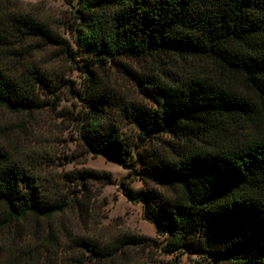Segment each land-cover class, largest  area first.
Segmentation results:
<instances>
[{
	"label": "trees",
	"instance_id": "trees-1",
	"mask_svg": "<svg viewBox=\"0 0 264 264\" xmlns=\"http://www.w3.org/2000/svg\"><path fill=\"white\" fill-rule=\"evenodd\" d=\"M80 2L77 43L88 53L168 58L175 64L199 60L211 67L180 72L169 65L160 69L165 81L139 78L157 108L133 106L131 115L147 134L171 133L181 141L175 155L142 162L141 174L175 188L178 197L129 187L127 195L145 200L151 219L178 241L203 239L202 251L215 264H264V0ZM2 27V47H13L19 35L60 43L44 24L24 16H13ZM51 83L36 68L19 79L0 70V108L31 112L39 107V91H50ZM90 105L97 109L95 101ZM251 127L259 129L240 140ZM83 138L95 153L127 156L129 145L116 129L95 119ZM0 206L11 221L48 216L58 206L1 141Z\"/></svg>",
	"mask_w": 264,
	"mask_h": 264
},
{
	"label": "rangeland",
	"instance_id": "rangeland-1",
	"mask_svg": "<svg viewBox=\"0 0 264 264\" xmlns=\"http://www.w3.org/2000/svg\"><path fill=\"white\" fill-rule=\"evenodd\" d=\"M80 8V0H0L1 28L11 17L24 16L44 24L60 42L14 33L13 47L0 46L5 74L19 79L36 68L52 82L50 91H39L37 109L12 113L0 108V141L58 205L48 216L13 221L0 206V264H215L202 251L203 239L178 241L151 219L145 200L125 192L129 187L159 198L178 197L175 188L141 174L142 162L157 154L175 155L181 141L171 133L147 134L135 121L133 106L157 108L139 78L165 81L160 69L169 65L180 72L211 67L199 60L175 64L168 58L88 53L77 43L83 28ZM94 119L116 129L129 145L126 157L114 159L88 147L83 134ZM258 129L243 131L240 140Z\"/></svg>",
	"mask_w": 264,
	"mask_h": 264
}]
</instances>
